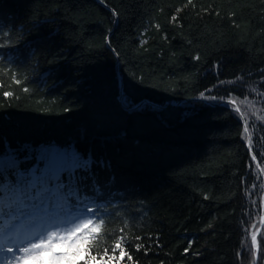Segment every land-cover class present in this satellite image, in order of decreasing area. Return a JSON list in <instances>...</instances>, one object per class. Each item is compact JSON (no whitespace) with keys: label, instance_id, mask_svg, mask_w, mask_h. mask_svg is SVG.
Segmentation results:
<instances>
[{"label":"trees","instance_id":"trees-1","mask_svg":"<svg viewBox=\"0 0 264 264\" xmlns=\"http://www.w3.org/2000/svg\"><path fill=\"white\" fill-rule=\"evenodd\" d=\"M100 1L0 0V206L85 168L59 264H263L264 0Z\"/></svg>","mask_w":264,"mask_h":264},{"label":"rangeland","instance_id":"rangeland-1","mask_svg":"<svg viewBox=\"0 0 264 264\" xmlns=\"http://www.w3.org/2000/svg\"><path fill=\"white\" fill-rule=\"evenodd\" d=\"M87 168V167H86ZM88 170H85V168H79L77 170V173L73 174V175H68V179L69 180H65L67 177H62L61 179L58 178H54L52 177L51 174L46 173L48 176L45 178H48V184H47V189L50 192V197H57V202L62 198V194L64 193L63 191H67L68 187H72L73 189L71 191L76 190L80 185L83 184V186L79 187V188H86L87 187V180L89 179L88 176L86 174H88ZM61 177V174H60ZM77 177V178H76ZM76 178V179H75ZM75 179V180H74ZM73 180V181H72ZM78 185H77V184ZM46 189V190H47ZM46 244V241H41L35 245L30 244H21L19 243V247H21V245H26L23 246L21 248V251H19V256L23 257L21 258L19 261H16V257L17 255H15L10 261L9 264L12 262L13 264H44V258H42V256H44L43 254L45 252L50 251L51 249H57L58 248V244L55 243H51L49 244L45 250H42V247ZM31 247H36L38 248L36 251H31L30 248Z\"/></svg>","mask_w":264,"mask_h":264},{"label":"water","instance_id":"water-1","mask_svg":"<svg viewBox=\"0 0 264 264\" xmlns=\"http://www.w3.org/2000/svg\"><path fill=\"white\" fill-rule=\"evenodd\" d=\"M93 1H94L96 4L100 5L101 7H104V8H106V9L110 10V11L113 13V15H114L115 23L118 22V16H117V14H116L112 9H110L109 7H107V6H106L103 2H101L100 0H93ZM107 47L110 49V51H111L114 55H116V52H115V50L110 46L109 41H107ZM118 82H119V87H120L121 90H122V89H123V80H122L121 76L119 75V73H118ZM194 101H197V100H194ZM182 103H183V102H182ZM182 103H181V102H179V103L170 102V103H169L168 105H166L165 107H162V108H161V107H158V106H155V107H156V108H159V109H162V110H166V109H168L169 107H179ZM144 104H149V105L154 106L153 104H150V103H148V102H146V101H143L142 103H140V104L137 105V106H134V107L131 108V109L124 108V110H125L126 112H128V113H131L132 111L138 109L141 105H144ZM207 104H209L210 106H213V107L216 106L215 104H212V103H207ZM231 105L233 106L234 110H235V111L239 114V116H240L241 123H242V125H243V127H244V130H245V132H246V135H247V145H246L247 151H248V153H249L251 159H252L253 162L255 163V166H256L257 169H258V171H259V173H260V175H261V177H262L263 185H264V175H263V173H262V171H261V169H260V166H259V163H258L257 157H256V156L254 155V153L251 151V147H250V137H249V134H248L247 129H246V126H245V121H244L242 115L240 114L238 107H237L234 103H231ZM263 205H264V194H263ZM262 221H264V215H263V217H262ZM254 244H255V245L258 244V241H257V238H256V237L254 238ZM256 258H258V255H257V254H256ZM263 264H264V259H263Z\"/></svg>","mask_w":264,"mask_h":264}]
</instances>
